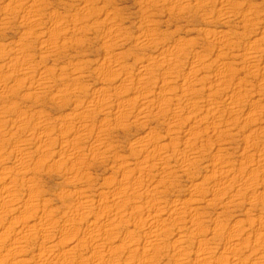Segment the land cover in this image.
<instances>
[{"label": "rangeland", "instance_id": "374dc122", "mask_svg": "<svg viewBox=\"0 0 264 264\" xmlns=\"http://www.w3.org/2000/svg\"><path fill=\"white\" fill-rule=\"evenodd\" d=\"M0 264H264V0H0Z\"/></svg>", "mask_w": 264, "mask_h": 264}]
</instances>
